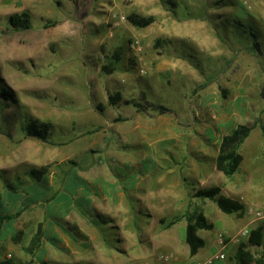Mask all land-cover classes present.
<instances>
[{"label": "rangeland", "instance_id": "1", "mask_svg": "<svg viewBox=\"0 0 264 264\" xmlns=\"http://www.w3.org/2000/svg\"><path fill=\"white\" fill-rule=\"evenodd\" d=\"M23 11L31 27L16 29ZM263 88L264 0H0V261L191 264L220 251V234L214 264L242 245L258 257L234 238L264 224ZM241 124L256 126L227 177L221 140ZM212 186L244 213L195 196Z\"/></svg>", "mask_w": 264, "mask_h": 264}, {"label": "trees", "instance_id": "2", "mask_svg": "<svg viewBox=\"0 0 264 264\" xmlns=\"http://www.w3.org/2000/svg\"><path fill=\"white\" fill-rule=\"evenodd\" d=\"M130 19L132 22L137 26H147L153 22L152 18H140L139 16H131ZM10 23L16 29H28L31 27L30 22V14L28 11H23L20 14H14L10 16ZM262 95L264 97V88L262 91ZM11 98V92L8 89L0 90V100L3 99L4 101ZM120 95L115 97H111V102L115 103L116 101L120 100ZM256 124H241L236 128L232 129L229 134L223 136L220 144V152L217 156L216 160V167L219 171L223 172L227 177L234 176L238 170L240 169L241 162L243 160L242 155L240 154V148L245 142V140L251 134L253 128ZM264 132V126H261ZM27 134L40 137L44 140L47 139L46 137V130H42L36 122L33 120L29 121L28 127L26 128ZM46 168L38 169L34 168L31 170V175L34 178H42L45 174ZM197 197L209 198L215 200L218 204V207L221 209L222 212L228 215H237L241 216L245 211V206L243 202L229 197L222 193L221 186H212L206 190H199L196 195ZM20 215V212H17L15 216H8L7 218H15ZM184 217L188 221L187 227V240L188 243L191 245L192 251H197L199 247L203 245V240L197 236V225L193 223L195 219V213L186 212ZM200 217V216H199ZM200 224H206L204 219L199 221ZM210 227L211 225H206ZM43 231L41 228L38 230V234L36 236L35 247H40V241L42 238ZM264 234L262 229L255 228L251 232V236L249 238V245L253 246H261L263 243ZM235 264H264V254L260 257H256L251 251L247 250L245 245H242L238 248L236 255ZM0 264H28L21 261H15L12 258L1 260ZM41 264H51L46 260H41Z\"/></svg>", "mask_w": 264, "mask_h": 264}, {"label": "built area", "instance_id": "3", "mask_svg": "<svg viewBox=\"0 0 264 264\" xmlns=\"http://www.w3.org/2000/svg\"><path fill=\"white\" fill-rule=\"evenodd\" d=\"M257 215L259 216V218H264V211H260L257 212ZM251 232L252 229L249 227H244L242 228L235 236L234 239L239 240L242 238H249L251 236ZM218 243L220 246V251L217 252L216 254L212 255L208 260H206L205 262H193L191 264H214L220 260H224L226 258V254H225V249L227 247V244L225 242L224 236L222 234H220L219 239H218ZM173 255H164L161 256V259L164 261H169L170 259H172Z\"/></svg>", "mask_w": 264, "mask_h": 264}, {"label": "crops", "instance_id": "4", "mask_svg": "<svg viewBox=\"0 0 264 264\" xmlns=\"http://www.w3.org/2000/svg\"><path fill=\"white\" fill-rule=\"evenodd\" d=\"M259 227L262 229L263 234H264V224L263 225H260ZM259 227H257V228H259ZM103 248H105V245L103 246ZM261 249H262V253L259 254L258 257H260L262 254H264V239H263V243L261 245ZM86 252H88V251L86 250ZM88 254H89V252H88ZM75 263H77V262H75Z\"/></svg>", "mask_w": 264, "mask_h": 264}]
</instances>
